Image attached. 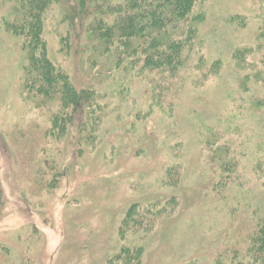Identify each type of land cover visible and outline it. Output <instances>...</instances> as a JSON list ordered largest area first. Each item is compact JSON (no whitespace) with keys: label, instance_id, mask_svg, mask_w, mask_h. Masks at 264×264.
Listing matches in <instances>:
<instances>
[{"label":"rangeland","instance_id":"rangeland-1","mask_svg":"<svg viewBox=\"0 0 264 264\" xmlns=\"http://www.w3.org/2000/svg\"><path fill=\"white\" fill-rule=\"evenodd\" d=\"M74 2L48 11L44 38L95 90L89 115L25 98L0 0V264L242 263L251 225L264 228V0L198 2L172 73L112 67L70 25Z\"/></svg>","mask_w":264,"mask_h":264},{"label":"trees","instance_id":"trees-1","mask_svg":"<svg viewBox=\"0 0 264 264\" xmlns=\"http://www.w3.org/2000/svg\"><path fill=\"white\" fill-rule=\"evenodd\" d=\"M12 2L13 20L7 29L21 37L24 64L21 84L25 98L36 106L42 103L36 97L57 100L63 109H78L88 115L95 90L78 88L69 74L61 70L48 57L44 38L46 14L60 0H7ZM70 9V25L78 20L89 49L102 57L115 55L112 67L119 69L141 65L142 69L174 72L183 64L185 48L195 35L193 11L198 2L205 0H74ZM69 2V0H68ZM69 15V14H68ZM68 15H66L68 17ZM264 23V22H263ZM259 38L264 49V26ZM69 33L60 38V50H70ZM89 57L90 65L98 64L95 57ZM138 56V59L136 58ZM97 68V67H96ZM111 68V66H109ZM93 75H100L92 71ZM264 81V79H263ZM93 82V78L89 79ZM43 102V101H42ZM57 114V112L55 113ZM58 116L53 117L54 128H65ZM64 126V127H63ZM254 224V223H253ZM251 225L247 239L245 264H264V228ZM131 257V256H129ZM252 258L253 261H250ZM250 261V262H249ZM238 263V264H242Z\"/></svg>","mask_w":264,"mask_h":264}]
</instances>
